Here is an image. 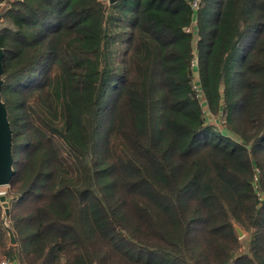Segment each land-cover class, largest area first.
<instances>
[{
	"label": "trees",
	"instance_id": "obj_1",
	"mask_svg": "<svg viewBox=\"0 0 264 264\" xmlns=\"http://www.w3.org/2000/svg\"><path fill=\"white\" fill-rule=\"evenodd\" d=\"M4 3L0 260L264 264V0Z\"/></svg>",
	"mask_w": 264,
	"mask_h": 264
},
{
	"label": "water",
	"instance_id": "obj_2",
	"mask_svg": "<svg viewBox=\"0 0 264 264\" xmlns=\"http://www.w3.org/2000/svg\"><path fill=\"white\" fill-rule=\"evenodd\" d=\"M112 3L115 0H108ZM3 50L0 47V187L8 186L13 175V156H12V130L10 121L8 120V112L2 100L1 88L4 83L3 76ZM1 207V224L6 231L10 244H15L14 234L9 226L7 216L9 212V203L5 195L0 194ZM236 231L239 237L242 236V231L236 226Z\"/></svg>",
	"mask_w": 264,
	"mask_h": 264
},
{
	"label": "rangeland",
	"instance_id": "obj_3",
	"mask_svg": "<svg viewBox=\"0 0 264 264\" xmlns=\"http://www.w3.org/2000/svg\"><path fill=\"white\" fill-rule=\"evenodd\" d=\"M5 7V3L4 4H0V11ZM196 75V74H195ZM197 76V75H196ZM195 81H197V77L195 78ZM194 81V82H195ZM195 84H197V82H195ZM204 110H206V108L204 107L203 108ZM216 125L217 128H222V121L219 120V121H213ZM6 192H7V187L6 186H1L0 187V194H3V195H6ZM238 227V226H237ZM242 231V230H241ZM8 237V236H7ZM241 243H242V247H241V250H246V246H247V241H248V237L246 235V233L244 231H242V236L239 237ZM8 242H9V238H8ZM10 244V243H9ZM9 259H6V258H3L2 260H0V264L1 262H6L8 261ZM10 264H22L21 262H19V260H15V261H9Z\"/></svg>",
	"mask_w": 264,
	"mask_h": 264
},
{
	"label": "built area",
	"instance_id": "obj_4",
	"mask_svg": "<svg viewBox=\"0 0 264 264\" xmlns=\"http://www.w3.org/2000/svg\"><path fill=\"white\" fill-rule=\"evenodd\" d=\"M196 1H197V0H194V5H195ZM9 261H12V262H13V261H15V260H8V261H6V262H1V264H10ZM13 264H14V263H13Z\"/></svg>",
	"mask_w": 264,
	"mask_h": 264
}]
</instances>
